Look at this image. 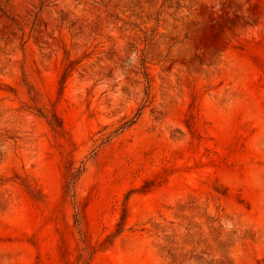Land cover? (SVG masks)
I'll return each instance as SVG.
<instances>
[{
  "label": "rangeland",
  "instance_id": "obj_1",
  "mask_svg": "<svg viewBox=\"0 0 264 264\" xmlns=\"http://www.w3.org/2000/svg\"><path fill=\"white\" fill-rule=\"evenodd\" d=\"M0 264H264V0H0Z\"/></svg>",
  "mask_w": 264,
  "mask_h": 264
}]
</instances>
